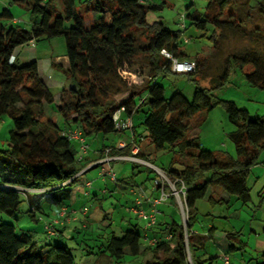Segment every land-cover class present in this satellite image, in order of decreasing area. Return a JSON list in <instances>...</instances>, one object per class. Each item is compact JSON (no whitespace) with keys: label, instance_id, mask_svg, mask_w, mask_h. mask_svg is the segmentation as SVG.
<instances>
[{"label":"trees","instance_id":"16d2710c","mask_svg":"<svg viewBox=\"0 0 264 264\" xmlns=\"http://www.w3.org/2000/svg\"><path fill=\"white\" fill-rule=\"evenodd\" d=\"M16 1L29 6L32 26L24 30L0 23V117L7 115L12 121L6 149L0 152V213L14 217L23 201L32 218L47 215L46 210L52 208L59 209L57 215L62 208L70 211L73 187L88 163L86 157L78 159L75 142L64 133L79 128L90 148L88 139L127 132L114 128L116 111H120V119H131L132 141L125 142L123 149H117L118 144H102L97 152L101 155L109 149L114 156H132V146L143 141L153 153L165 149L173 152V163L178 162V167L161 170L169 179L177 180V187L183 184L186 188L188 236L196 220L198 201L207 197L210 204L226 209L235 203L243 207L251 202L246 180L264 150V117L251 118L234 102L215 98L211 90L227 82L233 67L248 65L252 70L245 73L247 84L264 90V28L255 23L256 17L264 22V0H207L202 13L193 8V3L185 9L183 16L189 27L201 31L202 37L211 29L208 39L214 54L230 38L247 45L227 54L214 85L210 90L195 88L191 101L178 92L165 98V89L156 82L162 74L180 75L172 72L170 61L160 54L162 50L178 60L189 57L179 49L180 31H171L159 22L147 23V11L157 6L139 0ZM0 16L11 19L7 10ZM55 37L64 39L67 66L55 62L51 66L61 71L69 84L52 92L40 76L36 61L18 64L13 53L23 45ZM138 59L148 69L150 79L135 87L120 77L118 69L130 67ZM205 62L194 60L195 71L187 75H204ZM44 105L59 119L43 120ZM219 105L235 127L228 134L235 157L203 149L196 133L186 135L193 115ZM136 127L142 133L135 132ZM136 158L148 162L140 152ZM183 159L190 163H181ZM85 219L79 223L84 225ZM59 227L38 246L31 233L17 234L13 224L0 220V264H75L71 249L62 240L64 226ZM89 228L85 225L72 232L84 234L91 232ZM158 231L159 236L153 238L159 239L161 234L171 237L153 246H143L144 236L136 224L121 236L111 233L106 238L109 260L105 264H120L126 254L136 257L145 253L152 254L153 264H188L183 225L172 221ZM208 232L214 235L215 228ZM239 235L238 231L223 235L227 252L242 249L233 244ZM192 263L215 261L193 257ZM256 264H264V254Z\"/></svg>","mask_w":264,"mask_h":264},{"label":"rangeland","instance_id":"374dc122","mask_svg":"<svg viewBox=\"0 0 264 264\" xmlns=\"http://www.w3.org/2000/svg\"><path fill=\"white\" fill-rule=\"evenodd\" d=\"M80 1L86 2L88 0ZM143 2L145 5L157 6L156 9H149L147 11L146 21L148 24L159 22L171 31H180L179 49L188 55L191 61L196 59H204L206 61L207 69H205L204 75L162 74L157 77V84L165 89V98H169L178 92L188 101H191L195 88L210 90L214 85L215 77L220 74L222 62L227 54L247 46L245 43L230 38L220 45L219 53L214 54L213 43L208 39L211 29L206 32V37H202L203 33L201 31L189 27L187 19L181 20L180 16L184 15L185 9L191 3L194 4L193 8L195 10L202 13L205 10L207 0H143ZM56 6L59 8L58 4ZM3 10L9 11L11 19L0 16L1 24L5 26H18L24 30L31 28L32 23L27 3L21 4L16 0H0V15ZM255 23L264 28V22L260 18L256 17ZM66 26H70V24L67 23ZM185 27L186 29L184 30ZM64 54V39L62 37H55L49 40L40 39L36 42L23 45L14 51L13 57L17 59L16 62L18 64L36 61L40 76L45 80L50 90L56 92L62 87H67L69 84L64 74L51 66V63L55 62L66 67L67 60ZM127 70L131 76H134V79L131 76H127L131 86L140 87L144 81L150 79L148 69L143 65L141 59H138L137 63L134 62L130 67H127ZM251 70L252 68L249 65L241 69L233 67L230 70L227 82L221 88L213 89L211 92L215 98L222 101H232L238 108L245 109L251 118L264 117V90L248 85L245 80V73H249ZM138 76L140 77L139 79ZM46 118L54 121L59 119L56 114L44 105L43 120ZM134 123L136 126L138 123L137 117H135ZM135 129L139 130L141 128L136 127ZM11 130V119L7 115L1 116L0 152L6 149ZM234 130L235 127L228 122L223 108L219 105L212 110H201L193 115L189 119V130L186 135L196 133L198 142L203 149L235 157L234 146L228 139V134ZM129 133L130 131H127L110 134L103 139H88L90 145L89 154L101 147L102 144L111 146L118 141L129 142ZM145 143L147 144L145 141L142 142V144ZM74 144L77 147V144ZM174 156L173 152L165 149L155 152L148 159V164L128 160L111 161L109 166L100 165L82 176L84 180L89 181L91 185L93 184V189H99V192H102L104 189L106 192L99 201L85 202L80 205L79 209L86 207L88 213L98 212L102 216L105 215L106 219L102 220L103 226L100 225L98 227H92L91 224L94 220L91 219V229L89 228L91 232L84 234H74L72 232V225L74 224L73 226H75L80 221H76V223L70 220L63 221L64 229H68L67 232L70 235L69 233L65 234L62 240L71 249L75 264H105L109 260L107 252H105L107 236L111 233L115 236H121L133 224H136L138 228L144 226L145 221L141 222V219L135 218L129 210L134 206L135 199L130 190L137 191V189L141 188L146 190L157 180H163V185H169L172 188V184H169L167 181L169 178L161 169L166 170L170 166L177 168L178 162L173 163ZM180 162L190 163L186 159L180 160ZM107 174H113L115 181H112ZM246 182L250 189L251 197L248 208L241 207L238 203H235L233 207L226 209L225 206L210 204L207 201V197L196 203L197 219L192 225L190 235H186L184 241L188 264H193V257L204 260L214 255L216 250L210 239L204 240V245L201 249H196L193 243L192 231L197 230L201 232L203 228L206 229L208 226H213L215 228L214 234L218 236H222L226 232H240L237 241H233V244L236 247H240L243 244V248L228 252L230 264H243L240 260L242 255L245 261L248 258H254L253 253L256 239L252 229L260 233L262 222L264 221V150L260 153L257 164L252 167ZM174 188L176 190L179 189L176 185H174ZM54 210L56 208H52L51 211L47 209V215H35L32 218L29 216L27 203L23 201L14 217L0 213V220L13 224L17 234L31 233L33 240L37 242L38 246H41L43 241L47 237H50V235L47 236L44 233L43 224L49 222L52 216L51 219L56 218L57 211L53 213ZM172 220L186 227V209H184L182 214L175 203L171 217H157V226L155 227L160 230V228L165 227L164 224H169ZM163 222L166 223L163 224ZM238 240H241L242 243H239ZM159 256L160 258L162 257L161 254ZM213 261L219 264L218 259L213 258ZM154 262L155 260L151 253L140 254L136 257L126 254L120 264H153Z\"/></svg>","mask_w":264,"mask_h":264},{"label":"crops","instance_id":"0c3cea01","mask_svg":"<svg viewBox=\"0 0 264 264\" xmlns=\"http://www.w3.org/2000/svg\"><path fill=\"white\" fill-rule=\"evenodd\" d=\"M189 58L190 57L186 58L185 60H189ZM57 118H59V117L57 116ZM135 132L142 133V130L141 129H139V130L135 129ZM133 134H134V132H132V131L129 133L128 140H131V137H132ZM136 139L138 140V138H136ZM119 142H121V141H118L117 143H115V144H113L111 146H116ZM135 148L138 150V152H140L143 155V159H145L147 161H148V159H150L154 155V153L152 151V148L149 145H147L146 143L142 144V142H140V144L133 145L132 146V150H134ZM89 153H90V151H89ZM89 153L86 156V160H87L86 162L88 163V166H90L91 169L86 170V171L84 170L83 172H81L80 175H79V178H78V182L73 187V197H72L73 200H72V205H71V210L72 211H78L79 208H80V205L85 203V202L99 201L103 197V194H105V192H106V190H104V189L102 190V192H99L98 191L99 189H97V190L93 189V187H92L93 184L90 186V188H88V189L85 188V185L87 183H90V182L87 181V180H84L82 178V176L84 174H86L88 171H90L92 169H95V168H97L100 165H106V166L108 165L109 166L111 161H119V160L115 159L118 156H114L110 152H108V153L104 152L103 154L100 155L97 152V150H94L91 154H89ZM110 158L112 159L110 162H105L106 160H108ZM251 169H250V171H251ZM85 192H88V194L85 195ZM130 193L134 195L135 199L139 198V197H142L141 209L144 210L146 213L149 212V210H150V203H149V201H147V199L148 200H152V199H155L158 196V191L157 190L155 191L153 189V185H151L146 190H143L141 188L139 190L137 189V191H134L133 189H131ZM135 199H134V202H135ZM174 205H175L174 199H172V198H169L164 203L158 205V207H157V209H158L157 217L162 216L163 218H167V217L170 218L171 214L173 213ZM248 205L243 206V207H247L248 208ZM58 210L59 209L54 210L53 213H55L56 211L58 212ZM162 210H164V211H162ZM56 215H57V213H56ZM52 217H50V219ZM134 217L137 218L138 220H140L138 217H136V216H134ZM157 217H156V224H157ZM91 219L94 220V222H92V224H91L92 227L93 226L94 227L95 226L98 227L100 225L103 226L102 220L103 219L105 220L106 218H105V215L102 216L98 212L91 213V214L88 213L87 216H86L84 225H82L80 223L79 224L77 223V225L73 226L74 224L72 223L73 224L72 227H71L72 230L73 229H81V228L83 229V228H85V225H86V227H88V226L90 227ZM196 219H197V217H196ZM141 222H144V221L141 220ZM164 223H166V222H163V224ZM262 223L263 224H262V228L261 229H263V227H264V221ZM166 224H168V223H166ZM144 226H145V223H144ZM144 226L140 228L141 232H142V234L144 236V239L145 238H153L154 236H159V233H157L159 231H158V229H156L155 226L148 227L147 229H145ZM211 227H213V226H208L206 229L203 228V230L201 232H198L197 230L196 231L193 230L192 231V237L194 238L193 239V243H194L196 249H201L202 246L204 245V240L205 239H210V241L212 242V244H213V246H214V248L216 250L214 255L211 256V258L218 259L219 260V264H222L221 256L224 255L225 252H227V243L222 239L223 235L222 236H218V235H215V234L211 235L208 232V230ZM90 229H91V227H90ZM150 229H151V232L149 231ZM162 229H164V227L160 228V230H162ZM67 230L63 229V233H62L63 237H64L65 234L69 233V232H67ZM252 232H253V235H254V237L256 239V241H255L256 242L255 250H254V253H253L254 254V258H248L245 261L243 255H242L240 260L243 262V264H256V259H260L261 255L264 254V237L262 236V230H261L260 233H258L256 230L252 229ZM69 235H70V233H69ZM166 235L167 234H161L160 237H165ZM144 239L142 240L143 246H147L148 242L146 240H144ZM239 243H242L241 240L239 241ZM242 245H241V247L243 248ZM227 254H228V252H227ZM251 261H253V262H251Z\"/></svg>","mask_w":264,"mask_h":264},{"label":"built area","instance_id":"2783aa9c","mask_svg":"<svg viewBox=\"0 0 264 264\" xmlns=\"http://www.w3.org/2000/svg\"><path fill=\"white\" fill-rule=\"evenodd\" d=\"M140 3H143V0H139ZM181 20L184 19V16L181 15L180 16ZM160 54L168 59L170 61V65H171V70L173 73L176 74H189V73H193L195 71V63L194 61L191 60H178L177 58H174L171 56L170 53H168L165 50H162L160 52ZM118 73L120 75V77L127 82L128 85H130V83L128 82V77L127 76H131L129 74V71L127 70V67H122L120 69H118ZM131 78L134 79V76H131ZM140 77L138 76V79ZM113 122L115 123L114 128L118 131H130L132 128V121L130 118H126V119H120V111H116L112 117ZM64 134L67 135V137L74 141L77 144V151H78V159L79 160H83L89 153V146L86 142V139L84 138L81 130L79 128H74L71 130L66 131ZM126 146V143L121 141L120 143H118L117 145V149H123ZM106 153L109 152V149L105 150ZM132 156H118L115 159L116 160H128V161H132V162H141L144 164H148L145 163L143 161H141L140 159L136 158V154L138 153V150L135 148L134 150L131 151ZM112 159H108L105 162H110ZM90 166H88L87 168H89ZM86 168V169H87ZM84 169V170H86ZM83 170V171H84ZM82 171V172H83ZM109 176V178L112 181H115L114 175L113 174H107ZM163 181V180H162ZM161 180H157L154 184H153V189L156 191H158V196L155 199L152 200H148L150 203V210L149 212H145L144 210L141 209V203H142V197L136 198L135 202H134V206L130 208V212L138 217L141 220L145 221V226L144 228L147 229L150 226H153L156 223V217L158 214V205L164 203L165 201H167L169 198L174 199L175 203L178 205L179 209L181 210L182 214L184 209H186V205H185V191L186 188L183 186V184H181V186L179 187L178 190H176L174 188V185L176 183L177 180H171V179H167L169 184H172V188L169 185H163ZM91 186L90 183H87L85 185V188H89ZM168 186V188H166ZM88 192H85V195H87ZM185 207V208H184ZM88 214V209L86 207H83L82 209H79L78 211H68L66 208H62L60 209L57 218H53L49 221L48 224L45 225L44 229L46 230L47 234L50 236H53L56 232H55V227H59L62 226L64 224V220L67 221H71V222H76L79 221L80 218H84L86 217ZM184 227V241H185V236L186 234V230H185V226ZM170 235L167 234L165 237H161V238H145V240L148 242V245H155L157 242L159 241H166L170 239ZM221 260H222V264H230V259L229 256L227 254H224L221 256Z\"/></svg>","mask_w":264,"mask_h":264},{"label":"water","instance_id":"95a60500","mask_svg":"<svg viewBox=\"0 0 264 264\" xmlns=\"http://www.w3.org/2000/svg\"><path fill=\"white\" fill-rule=\"evenodd\" d=\"M89 169H91V168L89 167V168H87L86 170H89ZM86 170H85V171H86Z\"/></svg>","mask_w":264,"mask_h":264}]
</instances>
